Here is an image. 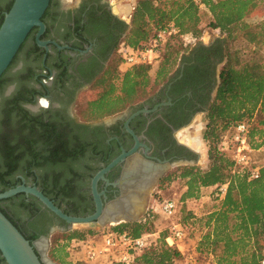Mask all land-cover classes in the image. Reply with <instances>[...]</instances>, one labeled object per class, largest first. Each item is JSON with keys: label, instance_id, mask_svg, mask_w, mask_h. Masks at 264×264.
<instances>
[{"label": "flooded vegetation", "instance_id": "flooded-vegetation-1", "mask_svg": "<svg viewBox=\"0 0 264 264\" xmlns=\"http://www.w3.org/2000/svg\"><path fill=\"white\" fill-rule=\"evenodd\" d=\"M122 6L131 11L118 13L107 0H51L43 16L46 29L39 37L46 45L38 44V28L33 29L0 89V123L12 111L3 129L18 127L22 144L32 146L36 154L34 163L23 161L27 167L15 174L20 180L16 186H36L72 216L95 211L93 180L124 152L135 149L151 171L149 180L146 177L133 191L131 213L140 203L146 208L152 189L173 168L204 162V119L226 60L221 38L195 41L158 90L125 111L92 121L79 114L129 30L133 8ZM128 164L127 159L119 162L97 181L103 201L121 194L117 183ZM155 166L164 168L150 182ZM3 187L0 183V190ZM21 194L0 200V210L43 258L45 239L51 241L56 231L69 225L34 196ZM0 264H8L1 251Z\"/></svg>", "mask_w": 264, "mask_h": 264}, {"label": "trees", "instance_id": "trees-1", "mask_svg": "<svg viewBox=\"0 0 264 264\" xmlns=\"http://www.w3.org/2000/svg\"><path fill=\"white\" fill-rule=\"evenodd\" d=\"M258 1L264 9V0H139L130 30L124 37L125 44L142 47L155 32L169 25L177 30L164 44L166 52L161 56L157 69L152 74V66L146 64L122 72L109 68L96 85L99 95L79 108V114L88 121L121 113L146 99L167 80L189 48L184 42L185 36L198 38L205 28L227 34L226 60L221 68L218 91L206 115L205 138L211 145L209 166L206 170L181 166L176 171L186 180L188 190L184 194L185 199L195 197L200 188H212L221 199L218 207L207 216V230L199 246V251L214 255L217 264H259L264 257V167H259V178L252 180L246 170L235 168L230 153L219 150L227 132L238 122L249 124V143L253 150L264 145V59L258 52L249 59H243L240 51L230 45L237 37L236 29L245 31L250 41L258 37L264 41V21L260 31H254L253 26L244 23L248 14L257 8ZM13 2L0 0V26ZM203 9L210 15L208 23L202 18ZM7 72L0 78V89L7 81ZM11 112L0 123V183L4 186L0 192L20 183L14 176L27 167L23 161H36L34 148L22 144L18 127L3 129L4 125L10 124ZM258 114L261 118L252 126V120ZM218 123L222 125L217 126ZM10 182L12 186L7 187ZM223 184L228 186L225 194L221 195L214 187ZM108 230L133 237L155 233L153 224L146 219L122 223ZM95 233L97 230L61 232L62 237L55 240L53 259L58 264H86L73 261L68 248L73 241L86 240ZM167 235L165 232L153 240L133 264H178L182 253L166 243Z\"/></svg>", "mask_w": 264, "mask_h": 264}, {"label": "rangeland", "instance_id": "rangeland-1", "mask_svg": "<svg viewBox=\"0 0 264 264\" xmlns=\"http://www.w3.org/2000/svg\"><path fill=\"white\" fill-rule=\"evenodd\" d=\"M66 3H70L73 0H64ZM109 2H112L114 5V10L116 8L119 9V12H130L131 7L129 6H122L129 4L132 6V16L129 19V30L132 23V17L135 11V7L139 0H107ZM129 8V9H128ZM204 15H202V18L205 23L209 22L210 15L208 12L203 9ZM264 21V9L260 1H258V6L255 8L251 13L248 14V16L245 18L244 23L247 25L253 26L254 31H260V25ZM128 30V31H129ZM128 33V32H127ZM237 37L235 40H232L230 45L233 49L239 50L240 53L243 56V59H249L255 52L259 53L262 59H264V41L258 37L255 41H250L247 34H245V31H241L239 29H236ZM213 38H221L223 40H227L228 36L226 33L221 32L220 30L211 29V28H205L202 32V34L198 38H193L190 35L185 36L184 42L188 47H190L195 41H209ZM195 39V41H194ZM124 38L121 43H124ZM166 50L163 49L162 56L165 54ZM158 63L151 65L152 66V74H154V71L158 67ZM110 68L116 69L119 72L126 71L127 67L122 65L121 57L118 51L115 52L114 56L111 59L110 62ZM99 90H97L95 93L89 94L86 100H91L96 98L99 95ZM82 117V116H81ZM261 116L258 114L257 116H254L252 120V126L255 125V122L259 120ZM83 120H87L82 117ZM205 125L208 124L207 116L204 119ZM221 123H218L217 126H221ZM207 131V128L204 132V162L201 165L195 166L199 167L202 170H206L209 166V149L211 147L210 143L205 138V133ZM229 132V131H228ZM227 132V133H228ZM226 134V133H225ZM252 157V163L253 165L257 167H264V145L260 147L259 149H254L253 153L251 154ZM177 168H173L170 173L162 180L160 185H158L154 190L152 189L153 193L150 197V202L146 206L145 210L140 216L139 221L142 220H148L153 224V231L155 232V236L152 237V240L158 239L163 233H168L169 228L174 222H181L184 226L185 230V238L184 240L179 244L180 249L179 250L182 253V258L178 262V264H184L185 260L189 257H194L199 264H217L216 258L214 255L207 254L206 252L199 251L200 243L203 239V236L207 230L206 228V219L207 216L211 211H213L218 205L220 204L221 199L216 195V193L211 190L210 188H200V190L195 194V197L192 198H184V194L187 192L188 187L186 185V180L179 177V173L177 174ZM169 176V178H167ZM173 199L177 202L179 205V213L175 217H167L160 211V205L159 203L163 200ZM159 200H161L159 202ZM133 203V201H130L127 206H130V204ZM132 210H134L132 208ZM129 211V208H128ZM131 213V211H129ZM122 224V223H120ZM119 224H113L109 225L103 229H101L97 236H94L93 238L97 240L98 242L102 243L103 241V232L102 230H108L109 228L115 227ZM79 230V231H88L92 230L89 228H86L81 225H75L70 231ZM95 231V230H94ZM62 231H56L54 235L52 236V239L50 241L49 250L47 253V257L54 263L58 264L52 257V251L55 246V240L61 236ZM95 264H106V258L101 257L96 261Z\"/></svg>", "mask_w": 264, "mask_h": 264}, {"label": "water", "instance_id": "water-1", "mask_svg": "<svg viewBox=\"0 0 264 264\" xmlns=\"http://www.w3.org/2000/svg\"><path fill=\"white\" fill-rule=\"evenodd\" d=\"M50 2L51 0H14L10 10L5 13L4 20L0 26V78L8 71L33 29L38 28V44L46 45V42L41 41L39 37L46 29L43 16ZM126 127L128 128V125ZM132 157H139L135 154V149L130 152H124L97 174L93 180L92 187L96 207L95 211L87 216H72L65 213L36 186L25 184L15 186L0 192V200L21 193L34 196L50 212L69 225L67 230L61 229L60 231L62 232L70 231L75 225L99 231L113 224L139 222L140 216L145 210L142 203H140L139 208L134 213H128L127 208L124 206V199L126 197L125 184L128 177L126 167L122 180L117 183L122 186V192L119 196L112 200H106L105 198V201H103L101 194L96 189L97 181L100 178L104 179V175L111 168L125 159H127L128 163V160ZM161 168L163 169L164 167H154L155 172L150 182L158 179ZM45 240L47 245L42 253L43 258H41L31 242L0 210V251L8 264H56L47 257L50 238L48 237Z\"/></svg>", "mask_w": 264, "mask_h": 264}, {"label": "built area", "instance_id": "built-area-1", "mask_svg": "<svg viewBox=\"0 0 264 264\" xmlns=\"http://www.w3.org/2000/svg\"><path fill=\"white\" fill-rule=\"evenodd\" d=\"M177 32L173 25L161 29L142 47H131L122 43L119 49L122 65L127 69L138 65L156 64L164 49L167 40ZM195 41V39H194ZM250 126L247 122H238L233 125L219 145V150L231 154L235 168L239 171H247L250 179L255 180L260 176L259 167L253 165L251 154L253 149L249 143ZM228 184L217 185L214 188L224 195ZM160 211L167 217H175L179 213V205L173 199L163 200L159 203ZM165 238L171 247L180 248L179 244L185 238L184 226L181 222H174L168 229ZM101 232L97 231L86 240L73 241L68 248L70 258L73 261H82L86 264H95L101 257L106 258V264H133L136 257L147 248L156 234H146L141 237H133L127 233H117L110 230H102V243L93 237ZM180 250V249H179ZM184 264H199L194 257H189ZM259 264H264V257Z\"/></svg>", "mask_w": 264, "mask_h": 264}, {"label": "bare ground", "instance_id": "bare-ground-1", "mask_svg": "<svg viewBox=\"0 0 264 264\" xmlns=\"http://www.w3.org/2000/svg\"><path fill=\"white\" fill-rule=\"evenodd\" d=\"M116 12L119 11L118 8L115 9ZM140 161V162H139ZM130 164H128L126 173L128 175L127 177V182L125 184V199H124V206L128 210L127 204L130 201L136 200L135 196L133 195V191L135 188L138 187L139 184H141L142 180H145L146 177H148L147 174H149L151 171L148 170V165L147 164H142L143 162L139 160L136 157H132L131 159L128 160ZM142 162V163H141ZM146 180H149L146 178ZM128 213H130L128 211Z\"/></svg>", "mask_w": 264, "mask_h": 264}, {"label": "crops", "instance_id": "crops-1", "mask_svg": "<svg viewBox=\"0 0 264 264\" xmlns=\"http://www.w3.org/2000/svg\"><path fill=\"white\" fill-rule=\"evenodd\" d=\"M212 190V188H210ZM180 249V248H179ZM181 250V249H180Z\"/></svg>", "mask_w": 264, "mask_h": 264}]
</instances>
